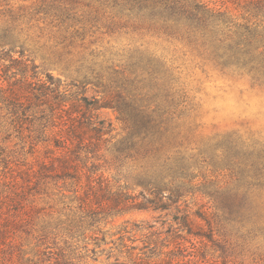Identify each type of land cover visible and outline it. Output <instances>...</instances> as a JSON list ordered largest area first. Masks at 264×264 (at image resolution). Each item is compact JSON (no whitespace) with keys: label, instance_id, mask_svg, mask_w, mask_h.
<instances>
[{"label":"trees","instance_id":"16d2710c","mask_svg":"<svg viewBox=\"0 0 264 264\" xmlns=\"http://www.w3.org/2000/svg\"><path fill=\"white\" fill-rule=\"evenodd\" d=\"M35 11L26 26L20 15L0 28V264L98 262L116 218L179 206L203 171V195L214 205L198 215L207 227L188 213L177 217V229L199 241L189 246L172 233L161 249L153 243L159 256L143 251L147 242L114 264H214L209 249L229 264L239 246L228 226L245 229L258 216L264 149L234 134L194 150L181 140L192 106L173 69L179 53L196 52L264 84V0H43ZM33 20L45 24L40 37ZM100 34L126 37L129 49L91 48ZM103 110L120 126L102 119ZM16 132L34 160L12 150ZM108 155L140 193L104 178L99 161ZM219 170L229 179L208 175Z\"/></svg>","mask_w":264,"mask_h":264},{"label":"rangeland","instance_id":"374dc122","mask_svg":"<svg viewBox=\"0 0 264 264\" xmlns=\"http://www.w3.org/2000/svg\"><path fill=\"white\" fill-rule=\"evenodd\" d=\"M42 1L0 0V28L3 27L6 19L11 20L12 17L17 18L20 15L27 16L22 20L26 26L28 20L36 14L35 9L42 4ZM31 25V33L34 34L35 38L42 36L41 30L45 28V24L33 20ZM92 41H95V44L91 48L99 51L107 50L116 54L118 52L123 53L125 50L127 52L129 49V40L124 36L100 34L96 35ZM177 56L176 69H173L178 81L176 85L183 90L192 106L191 117L184 119L186 125L183 128L184 137L181 140L189 144L194 150L203 148L210 142H222L223 138L234 134L241 143L264 149V84L254 81L249 76L221 71L214 64L202 61L196 52L184 51ZM36 63L42 65L40 58H36ZM44 68V66L40 67L38 72L44 73ZM51 72L55 77L62 76V80H66L58 71ZM95 94L93 90L88 93L89 96ZM6 110V106L0 103V116H4ZM100 117L113 122L117 127L120 126L117 123L116 115L111 110L101 111ZM9 145L19 157H26L28 161L34 160L35 156L30 153L31 145L20 139L19 133L13 134ZM206 149L210 153V147ZM111 157L108 155L106 159L99 161L100 172L104 178L111 181L119 180L123 185L128 183L135 194L140 193L143 188L128 178L126 169L123 172H118ZM207 167L206 165L205 169ZM216 172L215 174H208L214 175L210 177L211 179L220 181L229 179L228 170ZM204 176L206 177L205 171L196 173V177L193 179L192 192L178 203L179 206H172L168 210L160 211H134L116 218L114 226L108 225L105 228V231H108L107 244L102 245L99 249L98 262L91 261L92 264H114L117 259L120 262H130L127 257L129 251L131 252V247L141 249L147 245V242L152 244L143 251L149 256H159V250L151 254V251L155 250L153 243H156L157 248L161 249L163 245L167 244L172 233L181 234L180 237L185 238L187 241L185 243L189 246L191 245L189 241H199V239L189 236L187 231L180 232L181 229H177L179 227L177 217L180 218L183 214L188 213L197 223L207 227L206 222L198 217L200 213L214 212L211 199L203 195L207 192L202 187ZM257 206V219L243 224L247 228L242 229L239 225H227L230 240L239 246L230 258L229 264H264V191L260 194ZM254 226H256L254 231L248 230ZM121 229L128 231L124 234L125 237H121ZM173 247L165 249L164 252L172 250ZM208 254L210 258L213 256L216 258L212 263L222 264L220 251L215 252L209 249ZM160 258L166 259V256L161 255Z\"/></svg>","mask_w":264,"mask_h":264}]
</instances>
